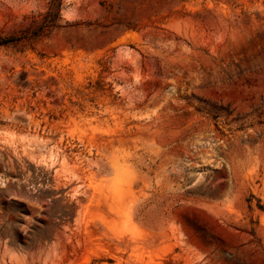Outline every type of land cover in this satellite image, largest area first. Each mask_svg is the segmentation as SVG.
Here are the masks:
<instances>
[{
	"label": "rangeland",
	"instance_id": "374dc122",
	"mask_svg": "<svg viewBox=\"0 0 264 264\" xmlns=\"http://www.w3.org/2000/svg\"><path fill=\"white\" fill-rule=\"evenodd\" d=\"M0 264H264V0H0Z\"/></svg>",
	"mask_w": 264,
	"mask_h": 264
}]
</instances>
